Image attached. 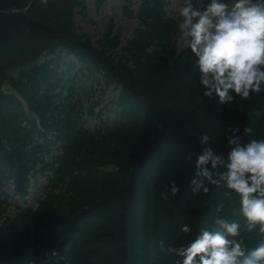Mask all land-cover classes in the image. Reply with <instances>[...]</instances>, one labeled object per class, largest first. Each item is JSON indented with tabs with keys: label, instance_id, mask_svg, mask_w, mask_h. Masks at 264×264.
<instances>
[{
	"label": "trees",
	"instance_id": "trees-1",
	"mask_svg": "<svg viewBox=\"0 0 264 264\" xmlns=\"http://www.w3.org/2000/svg\"><path fill=\"white\" fill-rule=\"evenodd\" d=\"M134 1L122 5L138 19L124 42L113 18L97 40L80 28L86 0H0V264H176L168 246L218 216L240 220L255 245L238 196L208 181V192L191 191L195 156L187 155L202 150L204 132L225 153L231 127L240 125L244 140L264 138V92L229 105L203 97L190 50L167 45L180 32L169 1L139 0L136 9ZM66 56L102 95L119 88L112 122L85 125L61 66ZM44 173L36 205L7 216L12 198L27 197ZM171 179L181 191L165 199ZM185 223L192 233L180 231Z\"/></svg>",
	"mask_w": 264,
	"mask_h": 264
},
{
	"label": "clouds",
	"instance_id": "clouds-1",
	"mask_svg": "<svg viewBox=\"0 0 264 264\" xmlns=\"http://www.w3.org/2000/svg\"><path fill=\"white\" fill-rule=\"evenodd\" d=\"M178 15L203 97L229 105L237 97L264 92V0H182ZM252 131L244 125L246 134ZM198 139L202 150L187 155L189 161L195 156L191 191L208 192V181L238 196L244 227L258 239L250 246L240 220L218 216L187 243L169 245L167 251L176 255V264H264V138L244 140L240 125L231 127L226 153L213 149L209 133ZM166 187L165 199L181 191L175 179ZM180 231L193 229L185 223Z\"/></svg>",
	"mask_w": 264,
	"mask_h": 264
},
{
	"label": "rangeland",
	"instance_id": "rangeland-1",
	"mask_svg": "<svg viewBox=\"0 0 264 264\" xmlns=\"http://www.w3.org/2000/svg\"><path fill=\"white\" fill-rule=\"evenodd\" d=\"M168 14L175 18L177 21L181 19L178 15L179 7L182 6V0H168ZM136 9L139 0H135ZM124 0H107L100 8H96L93 4V0H86L88 6V17L86 19L82 18L80 14L76 15L77 24L80 28L87 33L94 36V40H97L106 31L108 22L110 19H114L115 23L122 27L123 31V41L126 42L133 34L134 29L138 25V19L128 18L123 14L122 5ZM176 44L178 50L186 48L183 42V35L180 30L177 36H174L167 45ZM61 66L65 70V78L67 83H71L72 78L74 80V91L71 99L76 103L78 111L84 113L85 125L88 127H95L100 125L103 121L112 122L118 112L116 103L113 101L117 98L119 94V88H111L106 94L102 95L97 87H91L90 82L85 76L81 74L78 68L81 63L73 56H66L61 61ZM7 91H11L10 86L5 87ZM97 101H101L98 102ZM93 107L94 114H90L89 110ZM103 110L101 115L99 113ZM49 173L39 174L34 177L32 182L33 186L31 188L30 194L27 198L13 197L12 201L14 206L9 207L6 211V215L9 217H15L18 212V206H35L37 203V197L42 194V186L47 183ZM8 193L13 194V188H9Z\"/></svg>",
	"mask_w": 264,
	"mask_h": 264
}]
</instances>
